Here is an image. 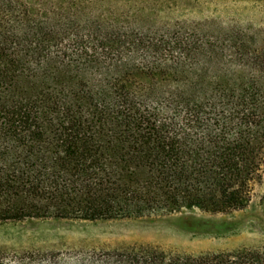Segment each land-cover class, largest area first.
I'll return each instance as SVG.
<instances>
[{"label":"rangeland","instance_id":"obj_1","mask_svg":"<svg viewBox=\"0 0 264 264\" xmlns=\"http://www.w3.org/2000/svg\"><path fill=\"white\" fill-rule=\"evenodd\" d=\"M12 2L10 7L0 0V18L7 23L0 26V33H22L27 29L26 17L44 16L46 10L59 22L53 27L64 31L56 45L46 41L44 46L53 45V51L58 48L68 55L67 48L84 46L88 52L79 60L104 68L129 67L108 80L92 68L85 79L94 90L102 88L103 103L108 105L116 99L111 84L117 78L133 107L156 131L178 139L181 158L187 163L188 147L196 145L200 136L197 126L220 129L225 115L230 126L239 125L240 84L252 80L264 84V0ZM103 33L119 36L114 41L102 38ZM73 36L83 38L78 46ZM72 73L51 64L45 74L48 79L42 80L26 65L19 84L24 93L19 95L47 92L69 102L77 81ZM0 92L5 99H15L7 89ZM223 96L232 102H223ZM80 106L85 116H92L94 111L85 102ZM105 116L109 128L115 113ZM117 151L116 145L101 151V166L114 181L124 176L122 170L115 171L119 169ZM130 169L136 171L133 166ZM137 175L142 179L154 172L138 171ZM249 189L246 206L228 212L213 213L196 206L169 210L156 203L130 216L0 222V264H153L159 255L165 262L175 256L236 249L264 255V163L249 181Z\"/></svg>","mask_w":264,"mask_h":264},{"label":"trees","instance_id":"obj_2","mask_svg":"<svg viewBox=\"0 0 264 264\" xmlns=\"http://www.w3.org/2000/svg\"><path fill=\"white\" fill-rule=\"evenodd\" d=\"M3 1L12 7V0ZM34 15L25 18L27 29L22 33H0V91L7 89L15 97L5 99L0 92V222L130 216L156 203L169 210L196 206L213 213L246 206L249 181L264 163L262 82L240 84L236 97L239 125L230 126L225 115L220 129L197 126L200 136L196 145L188 147L187 163L181 158L178 139L160 135L133 107L117 78L111 84L116 99L108 105L103 103L102 88L94 90L85 79L92 68L108 80L129 67L104 68L79 60L88 52L84 46L67 48L69 55L58 48L53 51V45L44 46L45 42L56 45L64 30L53 27L59 22L46 15V10L44 16ZM2 20L4 28L7 23ZM117 35L103 33L102 38L115 41ZM72 39L77 44L83 38ZM51 64L77 77L69 102L47 92L19 95L24 93L19 86L24 66L31 65L38 77L47 80ZM81 101L94 111L92 116L84 115ZM222 101L232 102L229 96ZM109 111L115 117L107 128L105 113ZM113 145L118 147L119 169L115 171L124 174L119 181L112 180L109 170L101 166V151ZM150 170L154 175L142 179L137 175ZM157 257L153 264H264L262 253L246 249L175 256L165 262Z\"/></svg>","mask_w":264,"mask_h":264}]
</instances>
